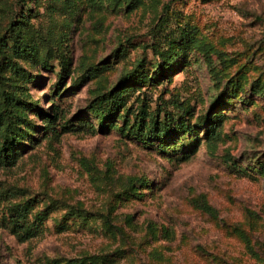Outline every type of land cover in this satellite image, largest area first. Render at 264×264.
Segmentation results:
<instances>
[{
  "label": "rangeland",
  "instance_id": "rangeland-1",
  "mask_svg": "<svg viewBox=\"0 0 264 264\" xmlns=\"http://www.w3.org/2000/svg\"><path fill=\"white\" fill-rule=\"evenodd\" d=\"M22 11L0 264H264V0H0V35Z\"/></svg>",
  "mask_w": 264,
  "mask_h": 264
},
{
  "label": "trees",
  "instance_id": "trees-1",
  "mask_svg": "<svg viewBox=\"0 0 264 264\" xmlns=\"http://www.w3.org/2000/svg\"><path fill=\"white\" fill-rule=\"evenodd\" d=\"M123 1L126 5L131 3L134 0H118V2ZM167 7V5H166ZM20 17L18 19L11 20L7 27L6 32L0 35V53L2 57L0 58V70L3 67L10 66L12 67L13 71L20 72V66L14 59V56L12 54H7V50H11V52L15 53L16 56L22 57L24 53H29L30 50H32L33 46L31 45L30 41L24 38L21 35L22 28L21 26L25 24V22H29V15H27V12L22 11L19 15ZM16 23V25H15ZM15 25V26H14ZM31 45V46H30ZM166 57H169L171 54H173V49L169 48L165 52ZM19 68V69H18ZM135 70V69H134ZM133 70L129 71L128 73L124 74L126 77L133 75ZM1 77V76H0ZM122 81L121 79L116 82V84L109 89L105 90L101 94L97 95L95 98L91 100V103L89 105L90 109L95 112H100L101 114H105L106 116L109 115V112L111 110V104L115 101L116 96V88L120 87ZM255 85V84H254ZM1 86V85H0ZM260 91L263 89L262 85H259ZM1 89V88H0ZM257 88H254V90ZM0 99L1 107H0V136L2 135V139L0 141V154L1 150L4 151V153H7L8 150L11 148L12 144L16 142L17 139L21 138L24 135V132L26 131V126H22L21 122L22 117L24 115V112L21 110H18L16 107L18 105L17 99H18V93L14 90L10 89H1L0 90ZM219 98L215 99L211 103V107L215 106L216 103H218ZM40 112V113H39ZM38 113L41 115H44L43 119V128L47 132V130H50L54 128L52 126L54 120L56 119L57 111H55L53 114L47 112L46 110H40ZM139 120H134L133 127H136L137 129H140L138 127ZM107 125V121L105 119H102L99 122V128L104 129ZM151 131L154 130L153 128ZM210 129V128H209ZM54 130V129H53ZM217 133V131H212L210 134ZM7 151V152H6ZM7 158L4 154L0 159ZM10 159L7 158V162L10 163ZM233 165H236L235 161H232ZM261 172H264V164L260 165ZM20 214L17 212V210L12 207V217L14 215ZM17 216V217H18ZM13 219V218H12ZM106 227L109 226L107 220L103 223Z\"/></svg>",
  "mask_w": 264,
  "mask_h": 264
}]
</instances>
